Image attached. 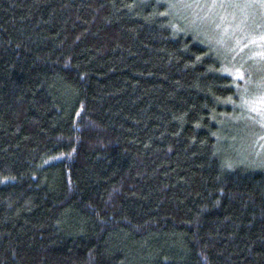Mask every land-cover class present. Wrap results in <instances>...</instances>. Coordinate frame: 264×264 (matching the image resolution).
<instances>
[{"label": "trees", "instance_id": "1", "mask_svg": "<svg viewBox=\"0 0 264 264\" xmlns=\"http://www.w3.org/2000/svg\"><path fill=\"white\" fill-rule=\"evenodd\" d=\"M187 1L0 0V264H264V165Z\"/></svg>", "mask_w": 264, "mask_h": 264}, {"label": "rangeland", "instance_id": "2", "mask_svg": "<svg viewBox=\"0 0 264 264\" xmlns=\"http://www.w3.org/2000/svg\"><path fill=\"white\" fill-rule=\"evenodd\" d=\"M181 3L179 7L183 11L186 2L181 0ZM187 3L192 14L188 15V24L220 50L224 56L223 69L238 85L237 104L233 103L238 115L233 120L239 133L245 134L243 151L264 165V3L261 0H188ZM253 73L258 76L255 81ZM243 81L247 89L239 91Z\"/></svg>", "mask_w": 264, "mask_h": 264}, {"label": "snow or ice", "instance_id": "3", "mask_svg": "<svg viewBox=\"0 0 264 264\" xmlns=\"http://www.w3.org/2000/svg\"><path fill=\"white\" fill-rule=\"evenodd\" d=\"M262 3H264V0H261Z\"/></svg>", "mask_w": 264, "mask_h": 264}]
</instances>
